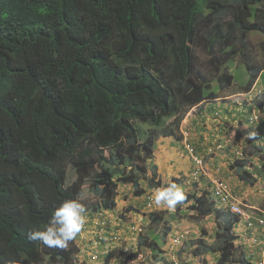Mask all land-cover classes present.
Masks as SVG:
<instances>
[{
	"label": "trees",
	"instance_id": "obj_1",
	"mask_svg": "<svg viewBox=\"0 0 264 264\" xmlns=\"http://www.w3.org/2000/svg\"><path fill=\"white\" fill-rule=\"evenodd\" d=\"M259 6L264 0H0V264H78L71 243L51 248L29 233L43 230L53 209L78 200L85 187L97 210L114 206L119 184H178L157 180L149 160L155 140L173 135L166 119L177 129L187 109L229 89L233 56L247 74L241 92L264 77L245 37L256 30L264 37ZM241 98L245 107L233 104L239 114L264 104ZM245 120L236 118L238 132L255 133L246 146L263 159L264 129ZM249 166L248 157L234 156L229 169L255 187L261 172ZM201 186L199 194L185 189L179 206L218 218L215 245L201 236L193 253L214 254V264H260L234 238L238 218L208 193L209 182ZM170 230L139 235L138 244L155 251Z\"/></svg>",
	"mask_w": 264,
	"mask_h": 264
},
{
	"label": "rangeland",
	"instance_id": "obj_2",
	"mask_svg": "<svg viewBox=\"0 0 264 264\" xmlns=\"http://www.w3.org/2000/svg\"><path fill=\"white\" fill-rule=\"evenodd\" d=\"M258 8L261 10V14L264 15L262 6ZM245 37L249 44L247 53L252 62L264 68V47L262 46L264 45V37L258 30L251 31V33L248 31L247 34L245 33ZM196 55L199 59H204V55L200 50L197 51ZM231 59L230 63L227 62L228 65L226 63V66L233 75V82L229 87V91L233 95L228 97L223 95L213 101H205L201 109L200 106L196 105L190 107L185 111L177 129L174 128L175 122H172V118L166 119L165 129H172L174 133L172 136L167 137L158 136L156 144H160V146L156 149L155 155L151 156L149 160L151 165L156 166L155 172L160 175L156 177L157 180L163 179L167 182L181 179L178 181V185L184 188L183 181L189 180L190 169L192 170L193 167V162L187 149H185V144L182 146L181 131L185 130L183 136L186 135L187 142L193 144L190 146L195 147L198 154L202 156L203 166L208 175L212 176L210 174L212 164L218 166L219 172L217 174L222 177L230 188L236 190L242 201L243 199L246 201L244 202L245 205L251 207L245 208L249 215L253 216L254 219L264 220V158L260 159L255 155H249L250 148L246 144L253 139L242 137L238 132L239 128L236 127V118L242 116L249 118V114H255L256 122L252 123H256L264 129V104L262 108L258 107L260 110L255 108V111L251 112L250 108V113L243 110L240 114L238 113L233 104L236 102L242 107L246 106L243 105L244 100L241 98L243 97L241 91L246 83L247 74L240 56L235 55ZM196 70H201L204 73L206 69L204 66L199 65ZM254 85L251 94H256V104L264 103V77L262 76V79L260 77ZM212 88H215V86L212 85ZM250 96L252 97V95ZM250 99L248 100L251 103ZM201 114H206L207 117L205 118ZM185 118L186 120H184ZM190 120H192V123H190ZM218 122H225L230 125L226 127L228 130L225 127L217 129ZM248 123L252 124L250 121ZM247 125L245 124L244 127ZM145 129H147V126L144 125L141 129L143 131L142 138L145 137ZM218 144H221L222 147ZM262 145L264 144L262 143ZM234 151L237 154L244 153L247 155L250 160V169L254 167L256 173L261 172L262 177L261 175L257 176L253 186L260 181L259 185L251 187V185L240 181L234 174L233 169H229ZM157 154L158 159L155 158ZM168 161L170 162L168 163ZM251 161L254 162L253 166ZM70 177H72L71 174ZM207 179L209 180L208 177ZM187 187H190L189 191L195 188V194L200 193L196 183L187 184ZM156 189L141 185V188L135 190L131 185L119 184L114 206L97 215L99 225L94 227L91 218L94 216L95 211L92 208L99 203V200L92 191L85 187V192L78 200L87 210V222L74 241L79 242L81 245L82 251L86 254L87 264H109V261L113 258L118 259L119 264H170L168 258L170 252L174 254L179 264L215 263L217 256L214 254L196 255L193 251L200 245L198 240L201 236L202 244H205V246L212 247L215 245L213 234L216 230L218 218L215 215L198 217L196 214L189 212L185 205H177L174 210L166 206H157L154 203ZM121 213L124 215L123 219L120 217ZM230 218L232 217L230 216ZM164 226H170L171 230L166 234V238L158 240L160 248L153 251L144 246H139V235H151L150 232H153V236L159 235ZM234 226L235 240L242 243L244 251L255 254L253 258L256 262L264 264V250L261 253L259 251L260 245L264 243L263 240L256 237L255 241V238L251 237L252 235L247 231L248 226L245 219ZM254 228L256 227L254 226ZM202 230L206 233L202 234ZM93 231H102L104 237H109L108 235L111 234L115 237L109 242L105 241L101 244V247L89 246L94 235ZM253 234L257 235V232H253ZM152 235L151 237H153ZM175 238L178 241L177 243L180 242L177 245H174ZM98 240L100 241V239ZM197 251L199 250L197 249ZM93 256H95V260L90 258ZM236 258H239L237 253ZM124 260H127L128 263H124Z\"/></svg>",
	"mask_w": 264,
	"mask_h": 264
},
{
	"label": "clouds",
	"instance_id": "obj_3",
	"mask_svg": "<svg viewBox=\"0 0 264 264\" xmlns=\"http://www.w3.org/2000/svg\"><path fill=\"white\" fill-rule=\"evenodd\" d=\"M254 86L255 85H253L252 88ZM252 88L248 92H242V94H243L242 96L246 97V95H247L248 97H246V100L252 98L250 100L253 103H256V98H255L256 94L255 93L251 94L252 93L251 91L253 90ZM227 90L229 91V89H225V90H222V91H227ZM222 91H219V93L222 92ZM249 94L252 95V97ZM218 96L216 98H218ZM216 98L209 99V100H206V101H213ZM200 104H198L196 106H199ZM252 107H253V109H251V112L255 111V108L257 109V107L255 105H252ZM200 109H201V105H200ZM204 112H206V111H204ZM215 115H217V114H215ZM253 115H255V114H251V115L249 114L248 116L250 118ZM183 117H184V115H183ZM183 117H182V119H183ZM249 118L246 117L247 122H249ZM184 120H186V118ZM190 123H192V120H190ZM251 123H252V121H251ZM252 124H256V123H252ZM184 131H181V134H182V146L184 144L183 143V138H184L183 132ZM254 136H255V133H251V134H249L248 138L251 139ZM159 137H167V136H159ZM157 138L155 140V146H154L153 155H154V152L156 150ZM189 144L193 145L191 142H189ZM218 146H221V144H218ZM193 149H194V154H196L197 156H200L198 154L197 149L195 147H193ZM233 154H234L233 157L234 156H237L239 158H241L243 156L247 157V155H245L244 153L243 154H237L235 151H234ZM153 155H152V157H153ZM200 157L202 158V156H200ZM155 168H156V166H155ZM190 171H191V169H190ZM214 171H216V174H217L219 172V168H218V166H216V165L214 166V164H212L211 172H214ZM217 175L222 179V177L219 174H217ZM158 176H160V175H158ZM187 181H189V180L186 179L185 181H183L184 182V188L181 185H178L175 182H169L166 186L161 187V188H157L155 190L154 203L157 206H166L169 209H173L174 210L177 205L182 204L187 199L185 191H184L185 189L189 190V188H190V187L189 188L187 187V184H188ZM202 182H206L208 184L209 181H208V179L206 177L205 178L204 177H200L197 181H193L192 182V183H196L198 185V188H199L200 192L202 191V190H200ZM192 183L190 185H192ZM209 185H210V188H209L208 193L212 194V192H211V182H209ZM227 186H228V184H227ZM234 191L236 192V190H234ZM243 202H246V201H244V199H243ZM105 210H108V209L100 208L98 210H93V211H95V213H94V216L91 218V220H92L91 222H92V225L94 227H97L99 225V219L97 218V215L103 213V211H105ZM224 210H227V209L224 208ZM228 212H230V211H228ZM230 214H231L232 218H234V217L238 218V220H236L234 222V225H236L237 223H239L242 220L237 215H235V214H233L231 212H230ZM86 222H87V210H86L85 206L77 199H65L61 203H59L58 206H56L53 209V211L51 213V216H50V218L48 220V223L44 226L43 230L37 229V230H34V231L30 232L29 233V238L32 239V240H38L43 245H45L47 247H51V248L66 249V248H68L69 244L71 243L72 244L71 247H74L75 250H76L75 255L77 257L78 264H87L86 263V259H85V255L86 254H84V252L82 251L81 245L79 244V242L74 241L78 237V235L81 233L83 228L85 227ZM234 225H233V229L235 227ZM257 229H260V228L256 226V228H254L253 230H250L249 228L247 229L248 233L252 235L251 237L255 238V241H256V237H258ZM261 230L264 231V229H261ZM253 232H257V235L253 234ZM93 234L94 235L92 236V238L90 240L91 243L89 244V246L92 245L93 247L94 246L101 247L102 246L101 244H103L105 241L109 242L112 238L115 237L112 234L108 235L109 237H104V235L102 234V231H100V232H96V231L94 232L93 231ZM98 239H100V241ZM252 240H254V239H252ZM179 243H176L174 245H177ZM96 244H98V245H96ZM105 255H106V253H105ZM90 258L95 260L94 256L90 257ZM168 258H169L170 264H174V262H177V263L179 262L177 259H175L176 257L171 252L168 253ZM124 263H128V261L124 260ZM109 264H119V260L116 259V258H113L111 261H109Z\"/></svg>",
	"mask_w": 264,
	"mask_h": 264
},
{
	"label": "built area",
	"instance_id": "obj_4",
	"mask_svg": "<svg viewBox=\"0 0 264 264\" xmlns=\"http://www.w3.org/2000/svg\"><path fill=\"white\" fill-rule=\"evenodd\" d=\"M256 115H253L249 118V121L253 122ZM184 144L185 148L187 149L191 160L193 162V167L191 170V173L189 175V181H187L188 184H191L193 181H197L200 177H208L209 182H211V188L212 193L215 197V200L217 203L222 206L223 208L227 209L231 213L237 215L239 218L245 219L246 224L250 230L254 229V226L261 227L264 226V220L263 219H254L253 216H250L249 213L245 210L246 207H249L244 204V202L238 197L237 193L232 190L227 184L216 174V171L209 172L212 176H209L206 172L204 166H203V159L200 156H197L194 154V149L190 144L187 142V137L184 135ZM206 166V164H205ZM251 208V207H249ZM253 219L254 222H252L250 219ZM264 236V231L262 233ZM178 241L174 240V244H176ZM95 257V256H94ZM174 264H179L177 262H174Z\"/></svg>",
	"mask_w": 264,
	"mask_h": 264
},
{
	"label": "crops",
	"instance_id": "obj_5",
	"mask_svg": "<svg viewBox=\"0 0 264 264\" xmlns=\"http://www.w3.org/2000/svg\"><path fill=\"white\" fill-rule=\"evenodd\" d=\"M219 96L218 97H220V96H230V95H233L232 93H231V91L229 92L228 90L227 91H222V92H220L219 94H218ZM246 97H248L247 95H246ZM225 98V97H224ZM251 109H253V107H251ZM259 110V109H258ZM221 123V125L222 126H217V129H221V128H224V123L225 122H220ZM263 144H264V141H263ZM160 146V144H156V149H158V147ZM164 150V149H163ZM155 152H156V150H155ZM155 152H154V155H155ZM156 159H158L159 157H158V154L156 155V157H155ZM168 159V158H167ZM169 160V159H168ZM170 161H168V163H169ZM202 186L200 187V190H202Z\"/></svg>",
	"mask_w": 264,
	"mask_h": 264
}]
</instances>
